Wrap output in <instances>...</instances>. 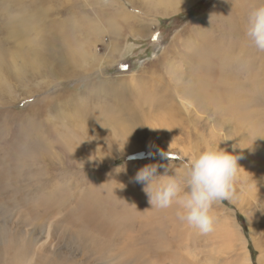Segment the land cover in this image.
<instances>
[{"label": "rangeland", "instance_id": "374dc122", "mask_svg": "<svg viewBox=\"0 0 264 264\" xmlns=\"http://www.w3.org/2000/svg\"><path fill=\"white\" fill-rule=\"evenodd\" d=\"M191 1L171 0L181 5L176 11ZM221 1L199 0L174 13L175 8L170 10L171 6H162L158 0H137V4L128 0H0V56L6 62L0 79V158L10 151H27L29 143L40 147L39 139L48 153L45 159L38 155L40 159L30 167L25 157L16 160L13 172H19L21 180L28 175L29 189L19 193L22 186L18 185L12 201L0 191L2 228L25 234L33 241L32 251L42 246L47 255L55 253L59 262L64 255L70 264H264V132L238 128L235 120L223 124L213 111L218 107L214 102L200 105L191 99V105L185 106L188 99L176 89L197 88L196 79L201 78L198 56L211 45L225 53L232 48L234 66L228 73L264 82V52L251 46L245 34L249 13L264 5V0ZM38 7L43 13L40 24L33 16ZM28 9L26 20L35 19L32 38L39 37L38 31L48 35L66 31L77 42H90L89 48L84 46L90 54L94 49L101 65L94 70L88 67L92 71L87 75L79 76L77 71L55 82L46 79L47 72L34 76L28 73L29 67L20 71L25 60L33 59L35 49L9 39L5 26L11 19L24 17ZM123 9L131 21L151 23L148 32L133 37L120 27L113 34L103 17ZM158 11L160 16L153 14ZM116 34L123 50L113 51L110 59L111 48L106 45ZM49 46L42 42L38 52L46 53ZM247 70L252 72L247 74ZM202 74L205 79L203 70ZM101 81L111 87L101 93L93 91ZM88 84L92 91H87ZM163 97L170 101L168 110L159 109ZM167 114L171 119H159ZM123 122L132 127L129 138L123 136ZM126 142L131 143L127 148ZM207 145L241 156L242 170L239 198L215 208L219 224L213 233L203 235L177 219L175 205L152 209L145 185L134 178L147 165H157L158 176L178 174V166L194 159ZM133 149L141 150L124 154ZM0 169L5 168L0 165ZM23 196L31 208H39L41 200L46 208H55L57 226L46 217L47 227H41L43 232L38 234L29 226L12 223L8 214L22 219L28 214L21 209ZM8 201L16 205L11 207ZM145 219L151 221L147 227L141 224ZM10 260L7 255L6 262Z\"/></svg>", "mask_w": 264, "mask_h": 264}, {"label": "bare ground", "instance_id": "6f19581e", "mask_svg": "<svg viewBox=\"0 0 264 264\" xmlns=\"http://www.w3.org/2000/svg\"><path fill=\"white\" fill-rule=\"evenodd\" d=\"M119 1L121 2L122 0ZM158 1L160 5L167 4L166 7L171 6L170 10L175 8L176 11V8L181 6L174 4V2H171V0H158ZM198 1L199 0H192L186 6L184 7L182 6L181 9L183 10L187 6L189 7ZM128 2L129 4L130 3L137 4V0H128ZM111 3H114V1ZM115 3L118 4L117 1ZM219 3L220 2H218L212 8V10H215L216 7H218ZM41 7L36 8L33 14V16L38 20L39 24L43 14ZM133 9L138 10L137 8H135V6H133ZM181 9H177V11L174 13L180 12ZM212 10H210L209 12H211ZM28 11L29 9L26 11L24 17L11 19L5 26L6 34L9 39H14L15 41L21 44H28L29 48L32 47V51L33 49H35V52H32L31 54L33 59L25 60V62H23L19 66L20 71H24L26 70L27 67H29L30 70H28V73L34 76H43L44 72H47L49 77L46 79H51V81L55 82L58 79H61V77L64 76L65 74L71 76V75H75L77 71L79 76L87 75V73H90L92 71V70L89 71L90 69L94 70L97 66L99 67L101 65V62H96L99 59H97L98 55L96 57V54L94 53V49H93V53L90 54L89 49L85 48V46L89 48L90 42H84L86 43L84 46V43L77 42L75 39L70 37L66 31L61 32L60 35L57 34L48 35L44 30L38 31L36 34L39 35V37L32 38L31 37L33 34L32 28H33V24L35 23V19L32 17L30 18L29 21L26 20L25 17ZM165 12H167V10H165ZM153 14L160 16L159 11ZM103 19L104 22H106V24L108 25V27L114 30L113 34H115L116 29L118 28L120 29V27H122V29H126L128 34L133 37L137 36L138 35L137 33L148 32V30L151 28L152 25L151 23H148L145 20H141L139 21V23H135L134 21H131L129 16L125 13L124 9L118 13H115V11L112 10L109 13H107V15L103 17ZM99 27L100 26H96L95 28H99ZM95 30L96 32H98V29ZM118 35L119 34H116L115 38H113V41L106 45V49L111 48L110 59H113L112 57L113 51L115 53L117 52L120 53V51L123 50V49L121 50L119 46L121 37ZM42 42H46L47 44L50 45L45 51L46 53L44 54L41 53L40 51L38 52V49L41 48ZM211 47L213 46L211 45L210 47H205L202 52L200 51L201 55L198 56V60L200 63V66L198 68L199 71L201 72V78L196 79L198 80L197 88L192 89V87L179 86L180 88L178 89L176 88L177 86L175 87L177 90L181 91L180 93L182 94V97L188 99L186 102H184V105L190 106L191 99L200 105L214 102L218 107L213 108L215 109L213 111L216 114V118L222 119L223 124L227 125L228 121L230 122L231 120H235L233 123L238 128H243L247 126L246 128L251 129L254 133L264 132V124H263L264 123V82L263 83L256 82L255 80H250L249 78L245 79L244 77L243 79H241L239 78V75L236 74L234 71L228 73L229 72L228 69L234 66V64L231 62V60L235 59L233 57L232 48L228 49V51L225 53L219 47L216 48H211ZM168 50H170V47L167 49L166 52H168ZM218 51L223 54H218ZM178 53L180 52L178 51ZM202 61L203 64H201ZM5 63H6L5 58L3 56H0L1 80H3L2 72L6 67ZM220 64H222L223 67L226 68L227 70L225 71L221 69ZM88 67H90V69H88ZM19 69L16 70L17 77L21 76ZM202 70L204 72L205 79H203L204 76L202 74ZM250 71L251 70H247L246 73L249 74L252 72ZM7 73H8V69H7ZM253 76L255 75H252L251 77ZM71 78L72 77H69L67 81L69 82ZM243 80L245 82H243ZM110 87H111L110 84L106 83L105 81H101L94 85L93 91H96L97 93H101L107 91ZM86 88L87 89L89 88V84L86 86ZM90 89H88L87 91H89ZM68 91L70 90L68 89ZM255 93H261V94L257 97H254ZM160 102L162 103L159 106V109L168 110V103H170V101L168 100L167 102V99L163 97ZM108 114L113 115L111 112H109ZM169 117H170L169 114H167L164 118H159V119L160 120L171 119ZM122 126L124 127L123 136L129 138L133 131L132 127H127L125 122L122 123ZM37 142L39 143L40 147L36 146L33 143H29L30 146L27 151H25L24 149H22L21 151H10L6 153V156L0 158V165L5 168V169H0V191L1 193L6 195V198L9 201H12V199L15 197L14 195L16 190H19L17 188L18 185L22 186V189L19 190V193L28 191L29 189L28 181L30 179L28 175H26L25 180L24 179L21 180V176L19 175V172H13V167L17 164L16 160L19 157H25V161L27 162V167H30L32 161L37 162V160L40 159L38 158V155H40V157L43 159H45V157L48 155V153L45 151V145L43 140L39 139ZM130 144L131 143L126 142L124 147L127 148L128 146H130ZM38 150L41 151L42 154H40L41 152H39ZM139 150L141 149L127 150L125 151L127 153L124 154L126 155L130 153H135ZM13 156H16L15 160H13ZM8 166L11 167V170L8 168ZM178 167L181 168V166ZM9 201L7 202L9 206L14 207L16 205L14 202H9ZM21 202L23 203L21 209H26L28 214H26V216L23 219L21 218L20 215L18 217L12 213L8 214L7 218L10 217L12 219V223L16 222L18 223V225L24 227L29 226L31 227V229L34 230V232L38 234L39 231L41 230L43 232V228L41 227L44 228L47 227V219L50 221L51 218L53 220L52 223L56 224L55 226H57V219H53L56 210L54 208L55 210L54 212V210H52L51 207L46 208L47 204L45 201L41 200L39 208L37 206H34L32 208L29 207L26 198L24 196L21 197ZM9 211L12 210L9 209ZM150 222H151L150 220L145 219L144 223L141 224L147 227ZM49 223H51V221ZM234 226L236 225L234 224ZM16 233L17 234H15L13 230L9 229L5 225L2 228L0 224V242H1L0 264H36V262L40 264L43 263L70 264L66 261L67 258L64 257V255H62L61 253L60 254L62 255L63 258L60 256L61 258L60 262L57 260L58 257L55 253L50 252V255H47L46 253L48 251H46V249L43 248L42 246L39 248L37 252L36 249L38 247L34 251H32L30 249V246L33 241L31 239L25 238L24 236L25 234L22 236L21 232L16 231ZM55 252H56V248H55ZM7 255L11 256V260L9 262H6Z\"/></svg>", "mask_w": 264, "mask_h": 264}, {"label": "clouds", "instance_id": "9594fccd", "mask_svg": "<svg viewBox=\"0 0 264 264\" xmlns=\"http://www.w3.org/2000/svg\"><path fill=\"white\" fill-rule=\"evenodd\" d=\"M245 34L251 46L264 52V5L249 13ZM241 158L220 150L216 145H207L194 159L183 163L178 174L158 176V166L147 165L138 171L134 180L145 185L143 191L152 209L166 210L175 205V215L180 222L208 235L219 224L215 208L223 201L232 202L239 198L242 169L238 160Z\"/></svg>", "mask_w": 264, "mask_h": 264}]
</instances>
